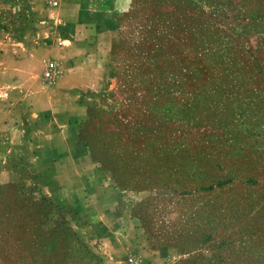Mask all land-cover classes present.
Here are the masks:
<instances>
[{
	"label": "rangeland",
	"instance_id": "rangeland-1",
	"mask_svg": "<svg viewBox=\"0 0 264 264\" xmlns=\"http://www.w3.org/2000/svg\"><path fill=\"white\" fill-rule=\"evenodd\" d=\"M26 3L0 0L1 46H19ZM107 4V89L80 139L97 159L93 180L119 192L114 214L134 220L135 240L125 226L103 237L83 227L88 207L53 201L44 164L4 126L20 115L5 112L15 60L1 50L0 264H264V0ZM34 64L46 89L67 72L51 58Z\"/></svg>",
	"mask_w": 264,
	"mask_h": 264
},
{
	"label": "crops",
	"instance_id": "crops-1",
	"mask_svg": "<svg viewBox=\"0 0 264 264\" xmlns=\"http://www.w3.org/2000/svg\"><path fill=\"white\" fill-rule=\"evenodd\" d=\"M108 1L59 0L52 6L43 0H27L14 27L15 35L20 36L16 42L19 46L12 49L11 45H0V55L3 50V55L15 60V101L10 105L12 109L8 105L5 112L20 115L17 122L8 121L4 126L15 129L18 140L29 146L32 160L44 164L41 174L46 181L41 184L53 201L64 207H88L85 218L93 220L84 221L83 227L100 226L103 237L120 232L125 226V241L132 243L135 222L126 211L114 214L120 206L119 192L107 178L93 180L96 160L90 147L80 139L89 106L97 104L107 89L105 65L114 37ZM6 28L11 29L9 25ZM47 58L67 71L55 82L56 86L48 89L42 88L37 76L40 65L34 64ZM33 83L40 84L37 91L30 89ZM62 163H67L70 176ZM91 204L99 205L97 212L94 208L91 212ZM116 243L123 246L122 239ZM142 253L148 254L145 250Z\"/></svg>",
	"mask_w": 264,
	"mask_h": 264
},
{
	"label": "built area",
	"instance_id": "built-area-1",
	"mask_svg": "<svg viewBox=\"0 0 264 264\" xmlns=\"http://www.w3.org/2000/svg\"><path fill=\"white\" fill-rule=\"evenodd\" d=\"M47 1H49V2H51V3H53L54 5H57L58 4V2H59V0H47ZM55 63L54 62H48L47 63V66H46V70H45V76L46 77H48V78H50V77H52L53 76V73H54V70H55Z\"/></svg>",
	"mask_w": 264,
	"mask_h": 264
},
{
	"label": "trees",
	"instance_id": "trees-1",
	"mask_svg": "<svg viewBox=\"0 0 264 264\" xmlns=\"http://www.w3.org/2000/svg\"><path fill=\"white\" fill-rule=\"evenodd\" d=\"M93 158H94V160H97L94 156H93ZM111 169L115 173L114 175L116 176L118 183L123 187L124 186L123 182L119 179V177H117V173L115 172V170L113 168H111Z\"/></svg>",
	"mask_w": 264,
	"mask_h": 264
}]
</instances>
